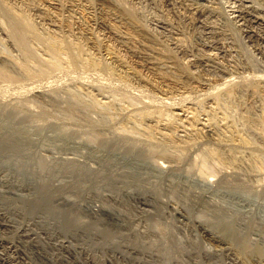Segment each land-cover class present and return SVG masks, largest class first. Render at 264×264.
Here are the masks:
<instances>
[{"label": "rangeland", "instance_id": "374dc122", "mask_svg": "<svg viewBox=\"0 0 264 264\" xmlns=\"http://www.w3.org/2000/svg\"><path fill=\"white\" fill-rule=\"evenodd\" d=\"M223 6L222 10L226 13L230 5L224 2ZM160 15L174 25L181 24L182 28L186 26L183 20L186 11L182 6L176 7L174 11L164 10ZM196 41L197 33L186 32L183 36V44L187 48L195 47ZM6 43L0 35V54H16ZM232 53L233 59L240 61L241 54ZM250 54L249 51L246 55L255 61ZM56 70L53 72L57 73L39 80L37 85L47 86L50 82L48 87H55L54 90L60 91L62 98L71 89L78 90L83 104L86 102L90 105L95 100L96 107L89 108L87 114L95 120L108 121L111 117L110 122L105 121L101 127L108 136H103L108 145L106 148L104 142L100 145V140L97 142L93 137L92 128L84 126L76 117L62 114L63 111L50 108L49 114L46 112L41 117L39 108H34V104L32 106L22 96L23 89L22 93L19 91L20 95L13 92L11 96L12 91L5 89L1 82L0 107L9 109H1L0 128L10 121L7 112L17 109L21 114L15 121L24 122L26 119L27 122H14L10 127L24 137L22 144L26 152L44 161L48 167L53 166L56 171L60 167L65 168L58 169V173H48L45 169L42 171L44 174L40 172L38 179L36 169L27 175L8 155H0V212H4L3 218L11 223L3 232L0 229V252L6 258L13 264H264V219L257 212L264 208V152H256L239 144L237 140L244 132L237 122L238 115L230 113L236 117L233 119L232 115H227V118L231 117L227 119L222 112L212 108L210 101L202 102V99L192 107L182 105L177 99H146L134 86L127 84L124 87L125 82H105L81 72L79 75L83 77L82 80H94L92 82L103 85L108 97L102 98L95 91L83 87L75 89L69 77L76 78L74 76L77 74L67 77L60 69ZM65 86H68L69 91ZM59 89H64V93ZM142 101L149 108L161 107L164 112L154 111L150 120L138 117L136 110L142 107ZM27 102L31 107H28ZM133 102L132 107L130 104ZM20 104L21 108L18 106ZM164 107L170 108L172 112L166 115L169 109L165 110ZM27 111L29 114L33 112L34 116L25 114ZM22 117H25L24 120ZM208 132L217 133L225 147L216 145L215 140L206 135ZM180 135L190 141L189 145L181 149L171 146L167 137L176 138ZM130 146L144 151L149 149L147 152L153 153H149L148 160L142 157L139 160L135 155L126 154ZM162 150L170 157L173 155L171 158L168 156L172 163H164V168L161 166L164 161L159 156ZM229 154L236 155L235 160L238 158L235 162L237 167L231 165ZM31 163L28 168L34 167ZM131 168L138 174L131 175ZM38 182L48 183L47 195L44 196L42 190L36 187ZM238 184L245 185L244 190L238 188ZM244 191L250 193L249 197ZM40 195L46 203L39 198ZM33 199L37 200L40 208H37V202L36 207L28 206L27 201ZM227 202L230 210L227 205H222ZM218 211L227 215L224 217L228 218L227 224L221 221L223 218H216L222 215ZM66 213L68 216H65ZM70 217L76 218L77 222L71 224ZM228 227L233 228L234 233L224 230ZM21 229L29 230V233L21 232Z\"/></svg>", "mask_w": 264, "mask_h": 264}, {"label": "bare ground", "instance_id": "6f19581e", "mask_svg": "<svg viewBox=\"0 0 264 264\" xmlns=\"http://www.w3.org/2000/svg\"><path fill=\"white\" fill-rule=\"evenodd\" d=\"M224 2L230 5L226 13L223 11ZM179 6L184 7L186 11V16L183 19L186 26H183V28L180 26L181 24L174 25L160 15L164 10L174 11ZM186 32L197 33L195 47L187 48L184 46L183 36ZM0 35L4 37L6 44L16 52V54L13 52V55H8V53L0 54V84L1 82L4 83V88L12 91L11 93L9 92L10 94L16 92L15 95H20L23 89L22 96H25L26 101L31 103L32 106L34 104V108L35 106L39 108L41 117L43 116L42 114L48 113L50 108L51 110L63 111L62 114L65 113L69 117H76L84 126L87 125L92 128L93 137L97 139V142L100 140V145L104 142L103 146L105 145V148L108 143L106 144L103 136L105 137L107 134L105 135V130L103 132L101 127L104 126L107 120L91 119V116L89 117L87 114L90 111H88L89 108L96 107L95 100L90 105H87L88 103L86 102V104H83V100H80L77 93L78 90L71 89L72 91H69L68 86H65L68 89L63 87L69 93L65 91L67 96L62 98L60 91L54 90L55 87L52 89L50 88L51 86L48 87L50 82L47 81V86L42 84H40L42 86H38L37 82L46 78V76L48 78V75L50 77V75H53L52 73H57L53 72L57 69L65 73L67 77L73 73L77 74L74 76L76 78L69 77L74 87H76L75 89L83 87L90 91H95L96 95L98 94L102 98L104 96L105 98L108 97L103 85L92 82L94 80L91 82H87V79H85L86 81L82 80L83 77L79 75L81 72L105 82H125V86H122L127 87V84L134 86L135 90L137 89L141 95L148 99L150 97H156L160 101L177 99L182 105L185 104L191 107L195 106V103L200 99L203 100L202 102L204 100L210 101L213 104L212 108L222 112L225 118H227V115L231 116L232 114L230 115V113L238 115L237 122L240 123V129L244 132L237 140L240 142L239 144L256 152H264V0H0ZM247 50L254 56L255 61L246 55L249 54ZM232 52H238V55L239 53L241 54L240 61L233 59L232 54L234 53ZM225 61L230 67L226 65ZM66 82H68L67 79ZM64 89L59 90L63 91ZM13 98L15 99V97ZM132 100L134 101V99ZM128 101L132 103L130 100ZM142 103L143 105H141L140 109L138 106V109L136 107L137 110L133 109L137 111V113L135 111L133 113L135 112L138 117L150 120L154 111L164 112L161 107H156V104L154 108H151V106L149 108L146 102L142 101ZM31 104L28 107H31ZM131 105L133 107L134 102ZM18 106L20 107L21 104ZM130 106L128 103V107ZM11 107L13 109L15 105ZM3 108L5 107H0V110H3ZM8 109L5 108L6 111ZM164 109H169L166 115L172 112L168 107H164ZM9 111L7 112L10 120H7L9 121L8 125L6 124L0 128V155H8L9 158L16 161L17 165L19 164V168L24 169L23 173L27 175L34 173L36 169L38 179H40V174L45 169L48 170V173H55L56 170L53 169V166L52 168L48 167L44 161L26 152L22 144L24 137L22 138L18 135L19 132L16 133V129L15 131L10 127L11 123L16 122L15 119H18L17 117L20 116L18 114H21V112H18L17 109ZM21 111L23 110L21 109ZM162 112L158 113L162 114ZM27 113L31 115L33 112L29 114L27 111L25 114ZM5 114L3 112V115ZM134 115L133 117H136ZM32 116L34 115L32 114ZM155 116L157 117V115ZM23 118L25 117H22V120H24ZM159 118L161 117L159 116ZM228 118L230 119L231 117ZM109 119L108 121L110 122L111 119ZM19 122L21 121L17 120L16 124H19ZM24 122L26 123L27 120L25 119ZM189 127L191 129L190 125ZM234 129L233 131H235ZM206 135L213 141L215 140L216 145L219 147L224 146L223 140L219 138L217 133L208 132ZM182 137L180 135L176 138H167L170 140L171 146L181 149L190 143L189 140ZM91 139L93 138L91 137ZM108 139L110 140V138ZM103 151H105L104 147ZM126 151L128 152L126 154L135 155L138 159L142 157L143 160H148L150 158L149 153H151V151L147 152L149 149L144 151L136 146H132ZM229 155L232 159H230L232 161L230 162L231 165L234 168L237 167L235 162L238 158L236 157L237 159L235 160V154V156ZM159 156H161V161L162 159L164 161L163 163L160 162L164 168L166 167L164 163H169L173 155L170 157L164 150ZM29 162L34 165L33 168H30V166L28 168ZM25 166L27 167L25 168ZM19 168L18 170H21ZM60 168L63 169V167ZM60 168L58 169L60 170ZM58 169L57 173L59 172ZM131 169L132 171L129 172L131 175L135 176L138 174L133 168ZM47 185L48 183L38 182L36 186L40 191L42 190L41 192H43L44 196L48 194ZM243 186L245 185L238 184L237 187L244 190ZM244 192L246 197L250 194L249 192ZM43 194L42 197H44ZM251 196L255 198L252 193ZM39 198H41V195ZM36 199L27 201L28 206L36 207L38 204ZM41 200L46 203L44 198H41ZM228 204L223 203L222 205H227L228 209L230 207V204ZM38 206L39 204L37 208H40ZM255 209L257 210V208ZM220 212L223 211L221 210ZM220 212L218 211V213ZM257 212L258 216L264 219V208ZM2 213L0 212V229L3 232V229H7L11 223L9 224L3 218ZM222 215H218L216 218L219 220L223 218L221 221L226 223L228 218L224 219V217L227 215ZM65 216H68V214ZM75 217L77 218V216ZM76 218L71 219L70 217L71 224L77 222ZM233 228L228 227L224 230L228 233H234ZM22 229L20 230L21 232L29 231ZM0 264L13 263L0 252Z\"/></svg>", "mask_w": 264, "mask_h": 264}]
</instances>
